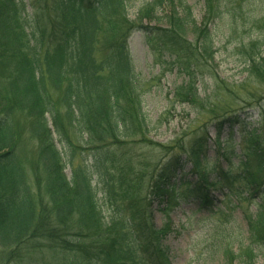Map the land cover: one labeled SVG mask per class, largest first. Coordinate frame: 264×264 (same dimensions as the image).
<instances>
[{
    "label": "trees",
    "instance_id": "obj_1",
    "mask_svg": "<svg viewBox=\"0 0 264 264\" xmlns=\"http://www.w3.org/2000/svg\"><path fill=\"white\" fill-rule=\"evenodd\" d=\"M254 1L203 0L198 24L186 0H148L135 20L127 16L128 0H0V264H170L163 241L171 225L154 224V201L166 210L182 193L207 211L217 190L258 202L254 213L243 211L248 244L223 251L225 264H256L252 246L264 245V134L242 136L244 159L233 170L203 165L210 141L205 122L186 146L153 144L128 48L131 34L142 31L154 56L172 58L188 79L173 98L209 117L218 147L222 127L239 119L229 105L211 106L196 85L214 55L210 25L223 8L236 7L242 17ZM162 19L166 28L150 26ZM259 35L242 55L246 81L262 87L264 31ZM75 130L82 146L71 142ZM53 134L70 153L67 161ZM129 144L156 146L164 158L143 174L121 153ZM78 150L89 153V162L74 164ZM184 164L196 179L177 184ZM99 191L117 212L107 222Z\"/></svg>",
    "mask_w": 264,
    "mask_h": 264
},
{
    "label": "rangeland",
    "instance_id": "obj_2",
    "mask_svg": "<svg viewBox=\"0 0 264 264\" xmlns=\"http://www.w3.org/2000/svg\"><path fill=\"white\" fill-rule=\"evenodd\" d=\"M146 1L148 0H128L127 16L130 20H135L139 8ZM186 4L192 18L200 24L205 12L203 0H186ZM230 9L231 6L223 8L222 17L210 25L214 55L212 60L200 68L203 78L198 77L196 83L201 96H208L211 106L218 109L221 105H229L231 112L236 113L239 119V124L222 127L218 147L213 141L215 125L213 122H206L209 117L203 111L188 104H179L173 98L175 89L188 79L172 64V58L167 53L162 58L158 53L154 56L142 31H134L128 40L134 72L141 85V108L148 125V140L153 144L170 147L178 140L186 146L194 136L192 131L205 122L210 141L203 165L208 171L215 167L223 170L236 169L237 164L244 159L240 146L242 136L253 130L264 134V84L259 87L257 83H250L251 80L246 81L242 55L248 45L255 42L264 31V2L255 0L250 11L244 9L242 17L235 16L240 11L238 8L233 7L232 12ZM178 12L181 15V10ZM163 15L164 12H161L159 18ZM250 16L255 17L256 22L251 23ZM150 26L167 27L163 19ZM187 37L192 38L189 32ZM245 107L248 109L242 111ZM48 121L53 130L51 120ZM69 137L73 146H82L76 130ZM53 139L67 161L70 155L67 148L59 142L56 134H53ZM122 151L127 158L130 156L138 162L143 174L149 170V165L164 158V152L156 146L129 144ZM88 154L76 151L73 156L74 164L80 165L85 160L89 162ZM64 173L69 179L71 173L68 166ZM195 179L191 166L184 164V170L177 173L175 182L178 184L182 180L193 183ZM180 191L184 192L183 188ZM226 194L225 191H213V204L207 211L200 210L194 199L185 198L182 193L166 210H163L164 207L159 205L158 200L154 201L151 209L154 224L157 227L167 223L171 225L172 231L163 241L170 264H225L223 251L226 247L230 246L231 250L237 252L241 246L248 244L243 211L254 213L258 202L254 200L248 205ZM96 198L105 222L117 215L107 196L99 191ZM252 249L256 255L255 263L264 264V245H253Z\"/></svg>",
    "mask_w": 264,
    "mask_h": 264
}]
</instances>
